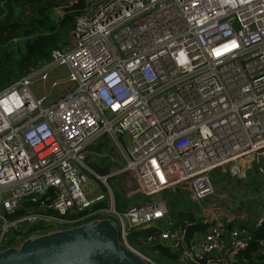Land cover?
<instances>
[{"label": "built area", "instance_id": "1", "mask_svg": "<svg viewBox=\"0 0 264 264\" xmlns=\"http://www.w3.org/2000/svg\"><path fill=\"white\" fill-rule=\"evenodd\" d=\"M56 65L67 75L51 85L65 82L64 91L45 102L30 84ZM103 136L124 166L99 175L85 152ZM215 169L235 178L264 174V0H89L69 44L0 91V241L7 247L109 212L131 248L133 231L155 229L137 238L182 259L232 262L264 214L251 226L238 218L241 226L231 229L233 216L207 215L205 231L187 240L185 227L157 225L168 215L164 199L120 214L107 184L126 173L129 194L149 198L181 187L199 201L212 194ZM95 179L108 187L106 208L98 207L106 195L94 192ZM24 202L26 212L9 219ZM39 202L46 212L35 214ZM21 223L38 226L13 243L5 234Z\"/></svg>", "mask_w": 264, "mask_h": 264}, {"label": "trees", "instance_id": "2", "mask_svg": "<svg viewBox=\"0 0 264 264\" xmlns=\"http://www.w3.org/2000/svg\"><path fill=\"white\" fill-rule=\"evenodd\" d=\"M88 6L89 0H0V91L27 73L32 67L49 58L53 50L66 47L69 44L75 18L82 14ZM57 8H61V15H57ZM217 176L215 175L214 180H217ZM226 178L232 179L233 177L228 175ZM234 181L242 182L240 178L235 177ZM53 195L50 191L47 196L52 197ZM45 198L46 196L42 197V199ZM49 203L50 201H46L45 207L49 214L55 215L54 210L49 207ZM29 206H31L30 203L24 202L22 206L8 215V218L21 217ZM83 213L85 211L80 214ZM178 214L179 220L172 226L185 227L187 240L195 232L205 231L206 224L201 222L202 218L195 217L191 213ZM97 217L105 216L97 214L86 220L89 221ZM23 224L18 230L13 229L14 237L33 232L38 226L34 223ZM251 225V223H243V226ZM234 226H241L240 221L226 224L227 229ZM154 231L155 229L143 232L133 231L128 238L129 244L132 247L151 249L158 256L174 260L178 264H264V219L259 227L249 229L251 240L248 246L238 251L234 261L229 263H225L224 259L216 261L211 255L182 259L177 251L166 245L137 240V236L141 237L145 233Z\"/></svg>", "mask_w": 264, "mask_h": 264}, {"label": "rangeland", "instance_id": "3", "mask_svg": "<svg viewBox=\"0 0 264 264\" xmlns=\"http://www.w3.org/2000/svg\"><path fill=\"white\" fill-rule=\"evenodd\" d=\"M66 75L67 68L65 65H56L50 70L49 77L46 80L34 79L30 84V89L36 96H44L45 102H49L59 96L64 91L65 86V82H63V84L54 87L51 85L52 81L59 77L65 79ZM97 144L99 145L96 146ZM97 144L92 145L89 148L90 150L85 152V162L95 170L94 172L99 175H105L110 171V167L112 170L124 166L123 158L115 143L110 138L103 136ZM126 175L124 173L119 176L108 177L107 179V184L114 195L115 211L124 214L133 206H139L149 202H158L164 199L168 206L169 215L157 222V225L161 227L169 223H176L179 220L178 213H191L198 218L221 213L223 216L220 217L223 219L231 217V215H240L242 217L240 219L246 220L248 223L255 221L264 213V174H259L255 171L247 172L244 177L240 178L242 182H236L234 181V177L232 179L226 178L229 175L228 173L215 169L210 175L213 192L199 201L192 200L188 191L181 187H178L175 191L164 190L160 195L149 198L134 193L129 194L132 191V183L129 180L127 181ZM215 175H218L217 180H214ZM91 186L95 193L103 192L106 195L105 201L100 203L98 207H108L109 197L107 185L95 179V181L91 180ZM98 207H93V209ZM42 212H46V210L39 202L37 208L33 210V213L40 214ZM100 216L116 218L113 213L109 212H102ZM69 218L74 219L76 216ZM30 219L32 217H28V220ZM2 225V221H0V232L2 231ZM22 225L24 224L21 223L17 224L16 227H12L5 234L7 239L11 238V240H15L13 243L20 241L22 239L21 237L15 239L17 236H13V229L18 230ZM140 239L137 238V240ZM137 240L132 239L134 242H137ZM5 246V240L0 241V248ZM132 248L153 264H178L174 260L158 256L146 247L139 248L135 246Z\"/></svg>", "mask_w": 264, "mask_h": 264}, {"label": "water", "instance_id": "4", "mask_svg": "<svg viewBox=\"0 0 264 264\" xmlns=\"http://www.w3.org/2000/svg\"><path fill=\"white\" fill-rule=\"evenodd\" d=\"M0 264H152L120 239L115 219L33 233L0 250Z\"/></svg>", "mask_w": 264, "mask_h": 264}, {"label": "crops", "instance_id": "5", "mask_svg": "<svg viewBox=\"0 0 264 264\" xmlns=\"http://www.w3.org/2000/svg\"><path fill=\"white\" fill-rule=\"evenodd\" d=\"M99 144H97L96 146H98ZM218 214V213H217ZM217 214H215V215H217ZM262 214H264V213H262ZM214 215V214H213ZM219 216H223V214H221V213H219ZM231 216H233L235 219L234 220H236V219H238V218H242L240 215H237V216H235V215H231ZM225 217H227V216H225ZM238 221V220H237Z\"/></svg>", "mask_w": 264, "mask_h": 264}]
</instances>
